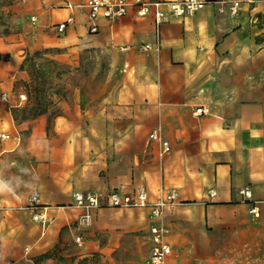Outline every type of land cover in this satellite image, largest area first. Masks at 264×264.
Returning <instances> with one entry per match:
<instances>
[{"label":"crops","instance_id":"obj_1","mask_svg":"<svg viewBox=\"0 0 264 264\" xmlns=\"http://www.w3.org/2000/svg\"><path fill=\"white\" fill-rule=\"evenodd\" d=\"M65 1L17 7L20 23L31 13L39 21L13 29L5 46L18 53L26 46L90 44L110 53L109 69L95 87L63 88L50 132L47 113L16 120L12 108L22 105L23 91L17 101L12 83L0 84V95H8L0 99V131L12 135L0 142V264H35L41 253L65 247L80 211L74 191L143 186L154 200L174 189L177 199L165 212L175 213L177 228L189 222L204 232L206 223L233 217L264 225V203L253 218L238 193L250 186L264 200V0H244L236 16L228 4L209 2L193 16L171 17L161 27L160 47L144 52L139 45L156 44L152 14L138 17L131 7L122 17L101 19L99 32L90 34L77 11L76 23L58 34L51 26L68 15ZM156 129L171 143L163 156L149 136ZM33 191L49 206L47 227L17 208ZM127 209L147 212L144 221L133 219L147 226L149 208Z\"/></svg>","mask_w":264,"mask_h":264},{"label":"rangeland","instance_id":"obj_2","mask_svg":"<svg viewBox=\"0 0 264 264\" xmlns=\"http://www.w3.org/2000/svg\"><path fill=\"white\" fill-rule=\"evenodd\" d=\"M29 3L30 0H0V84L6 86L11 82L17 101L20 99L19 90L25 95L22 105L12 108L16 120L33 118L42 111L40 114H48L47 131L50 132L54 115L61 111L60 101L65 96L63 88L101 84L109 69L110 53L101 48L97 51L90 44L75 46L74 50L73 46L62 44L26 46L15 53L5 44L10 42L8 37L14 30L35 25L32 24V13L27 19L23 18L22 23L15 17L17 7H29ZM4 71H8L9 76L3 75ZM148 215V224L143 227L141 222L136 223L133 219L142 218L144 221L147 212L105 208L99 212L92 227L85 231L83 246L66 248L60 245L41 253L34 262L43 264L48 260L46 264H78L83 257H89L91 260L86 264H147L152 223ZM163 221L172 227L171 264H264V225L261 222L246 223L242 218L233 217L214 226L206 223L204 232H200L189 222L179 223L177 228L175 213L171 209L164 213ZM240 230L258 232V237L254 238L253 234L247 237V234L238 232ZM199 248L202 255L197 253Z\"/></svg>","mask_w":264,"mask_h":264},{"label":"built area","instance_id":"obj_3","mask_svg":"<svg viewBox=\"0 0 264 264\" xmlns=\"http://www.w3.org/2000/svg\"><path fill=\"white\" fill-rule=\"evenodd\" d=\"M254 2L255 0H248ZM209 2H222L228 4V11L231 16L239 14L244 0H81L78 2L66 0L63 7L68 9V15L51 27L58 34L66 32L69 26L76 23L77 11L85 15L88 33H98L101 19L114 20L126 15L131 7L134 8L138 17L152 14L155 20L156 44L143 43L138 46V51L144 52L154 46L160 47L161 27L164 22L171 17L193 16ZM222 10V9H221ZM33 23L39 21L37 15H32ZM25 98L24 94L20 95ZM2 101L8 100L6 92L0 95ZM202 109H197L196 113ZM152 140L161 143L160 155H165L171 150V143L164 139L159 129L150 133ZM12 135L7 131H0V141L8 140ZM242 202L245 204L247 212L253 218L261 215V203L264 200H257L253 197L250 186L241 187L238 190ZM217 191L211 190L210 197L216 196ZM74 206L80 211L72 225L74 236L64 243L66 248L85 243V231L90 229L95 221L96 213L103 208H149L152 223L149 227V237L151 247L147 258V264H171L172 246L167 237L171 233V228L164 223L163 216L165 210L174 205L177 193L174 189H162L159 196L151 200L145 187L139 186L132 192H125L119 189L106 191H74ZM17 208L27 210L31 213L32 219L39 222L43 227H47L52 221L49 214V206L42 203L38 191H33L28 195L25 202L17 205Z\"/></svg>","mask_w":264,"mask_h":264},{"label":"trees","instance_id":"obj_4","mask_svg":"<svg viewBox=\"0 0 264 264\" xmlns=\"http://www.w3.org/2000/svg\"><path fill=\"white\" fill-rule=\"evenodd\" d=\"M42 111H40L38 113V115L41 113ZM91 260V258L89 257H83L82 259H80L79 263L78 264H86L87 262H89Z\"/></svg>","mask_w":264,"mask_h":264}]
</instances>
